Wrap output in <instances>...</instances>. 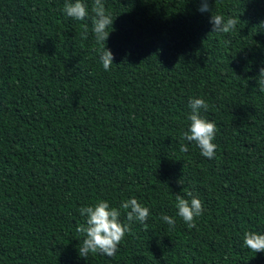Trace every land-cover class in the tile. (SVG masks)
<instances>
[{
    "label": "trees",
    "instance_id": "1",
    "mask_svg": "<svg viewBox=\"0 0 264 264\" xmlns=\"http://www.w3.org/2000/svg\"><path fill=\"white\" fill-rule=\"evenodd\" d=\"M66 2L0 0V264H264L244 245L264 234V0H104L108 71L94 0L83 21ZM212 15L236 30L212 32ZM193 98L217 126L212 159L183 138ZM188 192L203 203L191 229L176 207ZM132 198L146 223L114 257H81L79 209L106 200L128 223Z\"/></svg>",
    "mask_w": 264,
    "mask_h": 264
},
{
    "label": "clouds",
    "instance_id": "2",
    "mask_svg": "<svg viewBox=\"0 0 264 264\" xmlns=\"http://www.w3.org/2000/svg\"><path fill=\"white\" fill-rule=\"evenodd\" d=\"M201 12L209 11L208 0H203ZM64 12L68 17L83 21L88 16V7L82 0L66 2ZM92 31L95 40L100 45V61L105 71L110 70L114 61V54L105 47V42L109 39L108 29L112 27L114 20L112 14L106 10L104 0H94L92 6ZM210 22L213 24L212 32L229 34L236 30L238 18L229 16L226 20L221 15H212ZM87 25H84L83 38L87 39ZM261 77H264V67L260 70ZM261 91H264V79L258 81ZM189 107L191 112L188 116L190 129L184 133V139L195 142L201 151V155L212 159L215 157L217 145L213 142L216 138L217 126L215 122L209 121L200 115L201 109L205 111L209 105L203 98H193ZM181 152H187L188 146L182 144ZM187 195L191 199H185L181 195H176V207L178 216L187 224L188 228L196 227V219L203 215L202 201L193 196L191 192ZM120 208L125 210L128 223L121 221V211L116 207H111L109 202L101 200L94 206L81 207L80 215L86 217V226L79 225L76 228L78 233L84 234L85 239L78 248L79 255L87 259L89 253H101L108 257H114L118 251L124 237L131 232V222L136 220L146 223L149 216V208L142 205L137 199L132 198L121 203ZM168 225L174 227L175 219L168 215L161 217ZM244 245L253 252H264V234L248 231L244 234Z\"/></svg>",
    "mask_w": 264,
    "mask_h": 264
}]
</instances>
